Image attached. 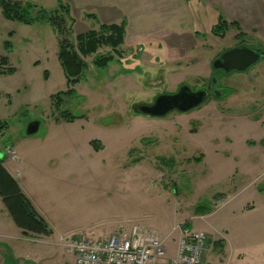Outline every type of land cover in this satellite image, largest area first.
I'll return each mask as SVG.
<instances>
[{
  "label": "rangeland",
  "instance_id": "rangeland-1",
  "mask_svg": "<svg viewBox=\"0 0 264 264\" xmlns=\"http://www.w3.org/2000/svg\"><path fill=\"white\" fill-rule=\"evenodd\" d=\"M62 1L77 50L78 35H101L104 25L124 26L123 43L83 58L76 95L61 105L83 118L57 123L51 96L67 89L57 36L49 24L6 20L0 8V60L8 59L0 68H16L0 75L8 124L0 154L11 147L5 168L53 231L24 236L0 198V264H76L61 238L105 239L133 225L175 244L189 225L209 236V264H264V59L243 72L213 67L243 44L264 49V0ZM219 17L240 27L222 36ZM213 75L224 95L192 111L154 118L131 110L183 85L210 88ZM33 122L39 130L29 135Z\"/></svg>",
  "mask_w": 264,
  "mask_h": 264
},
{
  "label": "trees",
  "instance_id": "trees-1",
  "mask_svg": "<svg viewBox=\"0 0 264 264\" xmlns=\"http://www.w3.org/2000/svg\"><path fill=\"white\" fill-rule=\"evenodd\" d=\"M59 7L52 11H47L43 7L32 3L14 0H0V8L2 15L6 20L19 22L25 25L35 24H49L57 36L59 44V61L64 70L67 89L51 96V101L57 112L56 122L74 123L78 119H82V115H75L68 109L61 110L63 104V97H70L76 95L75 87L82 80L86 64L83 58L93 55L98 52L104 45H110L113 48L120 46L123 43L124 26L110 25L103 26V34H98L96 31H90L86 34L77 36L79 41V49L70 41L69 33H71V23L68 26V21L72 22L70 17L69 6L58 0ZM230 26L240 27L238 22L229 24L223 17H219L218 29L223 32ZM215 30V29H214ZM111 33L109 36L106 34ZM10 35H12L10 33ZM239 36H243L240 33ZM244 47V44L241 45ZM5 48L12 49L11 43L6 42ZM264 50V49H263ZM112 60L111 56L105 58L99 57L96 61L98 68H104ZM0 64L7 65L8 59L2 58ZM16 73L15 67H8L7 70L0 68V75L11 76ZM45 79L47 73L45 72ZM8 128V124L0 121V131ZM91 145L96 151L100 150V142L94 140ZM4 158H0V198L8 212L9 217L14 224L22 231L26 237L31 236H50L53 231L44 217L37 211L30 198L23 192L18 181L9 173L4 166ZM189 226V225H187ZM190 227V226H189Z\"/></svg>",
  "mask_w": 264,
  "mask_h": 264
},
{
  "label": "built area",
  "instance_id": "built-area-1",
  "mask_svg": "<svg viewBox=\"0 0 264 264\" xmlns=\"http://www.w3.org/2000/svg\"><path fill=\"white\" fill-rule=\"evenodd\" d=\"M76 264H209V236L183 226L172 253L166 240L140 225L118 230L105 239L72 234L61 238Z\"/></svg>",
  "mask_w": 264,
  "mask_h": 264
},
{
  "label": "water",
  "instance_id": "water-1",
  "mask_svg": "<svg viewBox=\"0 0 264 264\" xmlns=\"http://www.w3.org/2000/svg\"><path fill=\"white\" fill-rule=\"evenodd\" d=\"M263 59V49L241 46L225 51L214 61L213 67L215 70H224L226 73L243 72ZM204 101V92L192 93L189 86H184L178 94L161 95L156 99L154 106H145L141 110L149 117H162L174 109H178L183 113L188 112ZM39 126L38 122L31 123L27 129L28 134L32 135L37 133ZM10 148L11 147H7L6 150L0 154V158H3Z\"/></svg>",
  "mask_w": 264,
  "mask_h": 264
},
{
  "label": "flooded vegetation",
  "instance_id": "flooded-vegetation-1",
  "mask_svg": "<svg viewBox=\"0 0 264 264\" xmlns=\"http://www.w3.org/2000/svg\"><path fill=\"white\" fill-rule=\"evenodd\" d=\"M218 72H216V74L217 73H219V72H221V73H225L226 74V72L224 71V70H217ZM217 77L218 76H214L213 75V77H212V81H211V87L210 88H207V89H199V90H195V89H192L191 87H190V90H191V92L192 93H198V92H204L205 93V101L202 103V104H200L199 106H197L196 108H198V107H200V106H202L204 103H206V101H208V99L209 98H211V97H221V95H224V94H222V92H220L219 91V80L217 79ZM184 86H186V85H183V86H181L178 90H177V92L176 93H173V94H169V95H174V94H178V92L181 90V88L182 87H184ZM166 94H168V93H166ZM161 95H164V94H161ZM161 95H159V96H161ZM159 96H157V97H155L154 98V100L150 103V104H144V103H140V104H135V105H133V107H131L132 109V111L133 112H135V114H139V115H145V116H147L146 114H144L143 112H142V108L143 107H145V106H154L155 105V103H156V99L159 97ZM196 108H193V109H191L190 111H192V110H194V109H196ZM173 112H181V111H179L178 109H174V110H172V111H170V112H168L165 116H162V117H154V118H165V117H167V115H169V114H171V113H173ZM189 112V111H188ZM8 151H10V150H8Z\"/></svg>",
  "mask_w": 264,
  "mask_h": 264
},
{
  "label": "crops",
  "instance_id": "crops-1",
  "mask_svg": "<svg viewBox=\"0 0 264 264\" xmlns=\"http://www.w3.org/2000/svg\"><path fill=\"white\" fill-rule=\"evenodd\" d=\"M27 2V1H26ZM35 25H37V24H35ZM32 26V25H31ZM4 166H5V163H4ZM8 170V169H7ZM9 173L17 180V178L15 177V175L13 174V172H10L9 171ZM18 181V180H17ZM18 183H19V185H20V187H21V189L23 190V192L27 195V193L24 191V189H23V187H22V184L18 181ZM28 196V195H27ZM29 197V196H28ZM30 198V197H29ZM30 200L32 201V199L30 198ZM33 202V201H32ZM33 204H34V202H33ZM34 206H35V204H34ZM36 207V206H35ZM39 212V211H38ZM164 240H166V243H167V245H168V247H169V249L171 250V252L173 253L174 251H175V247H176V244L175 243H172L171 241H169V239H167V238H165ZM175 244V245H174Z\"/></svg>",
  "mask_w": 264,
  "mask_h": 264
}]
</instances>
